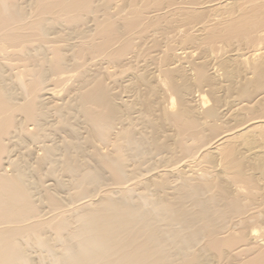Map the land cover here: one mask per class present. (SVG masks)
<instances>
[{
    "label": "bare ground",
    "instance_id": "1",
    "mask_svg": "<svg viewBox=\"0 0 264 264\" xmlns=\"http://www.w3.org/2000/svg\"><path fill=\"white\" fill-rule=\"evenodd\" d=\"M0 264H264V0H0Z\"/></svg>",
    "mask_w": 264,
    "mask_h": 264
},
{
    "label": "rangeland",
    "instance_id": "2",
    "mask_svg": "<svg viewBox=\"0 0 264 264\" xmlns=\"http://www.w3.org/2000/svg\"><path fill=\"white\" fill-rule=\"evenodd\" d=\"M241 257H243V256H241Z\"/></svg>",
    "mask_w": 264,
    "mask_h": 264
}]
</instances>
